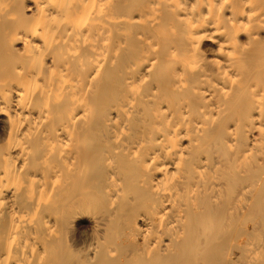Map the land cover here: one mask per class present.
Returning <instances> with one entry per match:
<instances>
[{
    "label": "bare ground",
    "instance_id": "obj_1",
    "mask_svg": "<svg viewBox=\"0 0 264 264\" xmlns=\"http://www.w3.org/2000/svg\"><path fill=\"white\" fill-rule=\"evenodd\" d=\"M0 264H264V0H0Z\"/></svg>",
    "mask_w": 264,
    "mask_h": 264
},
{
    "label": "rangeland",
    "instance_id": "obj_2",
    "mask_svg": "<svg viewBox=\"0 0 264 264\" xmlns=\"http://www.w3.org/2000/svg\"><path fill=\"white\" fill-rule=\"evenodd\" d=\"M206 48L208 49V46H206ZM87 219H88V220H87ZM85 220L87 221L86 224L88 223V224H87L88 227L85 226V227L83 228V229H84L83 231H84V233H85L86 231H87V232H86L85 235H84L83 231L81 230V232L78 234V237H79V236H80V237H79V239L76 238L75 243H77V242H78V243H83V242H85V241L87 240V238H86L87 235H88L89 232L91 231L92 223H90V222H91L90 217H85ZM89 220H90V221H89ZM112 225H113V224H112ZM112 225H111V226H112ZM112 227L114 228L115 225H113ZM85 230H86V231H85ZM82 235H83L84 237H83ZM81 236H82V237H81ZM81 238H82V239H81ZM85 239H86V240H85ZM76 241H77V242H76Z\"/></svg>",
    "mask_w": 264,
    "mask_h": 264
}]
</instances>
